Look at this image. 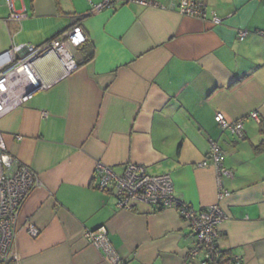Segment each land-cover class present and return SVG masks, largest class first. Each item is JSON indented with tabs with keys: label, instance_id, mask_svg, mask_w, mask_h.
Returning <instances> with one entry per match:
<instances>
[{
	"label": "crops",
	"instance_id": "1",
	"mask_svg": "<svg viewBox=\"0 0 264 264\" xmlns=\"http://www.w3.org/2000/svg\"><path fill=\"white\" fill-rule=\"evenodd\" d=\"M99 1L12 0L27 12L19 22L0 0V55L76 25L87 35L75 50L77 70L64 76L56 54L38 60L35 71L50 86L0 119L7 152L42 181L21 208L13 258L113 264L85 237L106 226L124 264H200L189 259L197 239L176 209H123L112 188L98 187L103 162L118 173L139 163L170 174L176 198L197 210L220 203V248L264 264V151L254 148L264 142V0H206V19L136 3L94 11ZM239 30H248L244 39ZM253 111L262 124L245 119L242 137L215 120L217 112L237 121ZM212 142L231 172L222 175L230 195L221 200ZM30 223L41 229L36 238Z\"/></svg>",
	"mask_w": 264,
	"mask_h": 264
},
{
	"label": "built area",
	"instance_id": "2",
	"mask_svg": "<svg viewBox=\"0 0 264 264\" xmlns=\"http://www.w3.org/2000/svg\"><path fill=\"white\" fill-rule=\"evenodd\" d=\"M115 2L136 3L143 6L173 8L182 15L206 19L209 16L206 0H173L170 4L158 0H100L91 2L94 11L111 8ZM10 18L21 22L27 17L26 9L15 10L12 0ZM213 14V21L221 19ZM248 30H239V37L244 39ZM87 41V35L81 25L65 31L60 37L41 45L30 43H13L11 48L0 55V119L12 110L29 102L35 94L50 86L35 71V63L50 55L56 54L64 69V76L77 70L81 64L75 50ZM251 117L258 123L261 117L253 111L237 121H229L222 112H217L215 120L224 130L242 137L244 120ZM208 156L218 172V197L223 199L230 195L222 182V175H230V170L221 163V149L217 142H212ZM204 161L201 166H209ZM98 187L103 190L113 189L120 208L131 210L135 203H142L157 209H176L190 226L196 236V244L189 252V259L200 258V264H244L242 259L232 253L223 254L218 245L219 226L226 218L220 203L197 210L191 205L179 201L175 196V185L170 174H152L147 167L139 163H128L122 173L112 166L98 162L95 170ZM42 184L40 176L28 165L19 162L7 152L4 136L0 130V262H6L13 254L17 236V223L20 211L32 193ZM28 233L36 238L41 229L30 223ZM85 237L97 248L102 249L113 264H124L116 251L106 226L85 232Z\"/></svg>",
	"mask_w": 264,
	"mask_h": 264
},
{
	"label": "trees",
	"instance_id": "3",
	"mask_svg": "<svg viewBox=\"0 0 264 264\" xmlns=\"http://www.w3.org/2000/svg\"><path fill=\"white\" fill-rule=\"evenodd\" d=\"M84 18V16L82 17V18H80L78 21H80V20H82ZM77 21V22H78ZM251 113V112H250ZM249 113V114H250ZM259 113V112H258ZM245 116H248V114L247 115H245ZM247 118H251V117H247ZM247 118H245V119H247ZM245 121V120H244ZM260 124H262V121L260 122ZM233 134V133H232ZM255 151L256 152H261V151H264V142H261V143H259L258 145H256L255 147ZM219 245V244H218ZM220 247V246H219ZM222 249V248H221ZM222 252H223V254H226V253H230L229 251H227V250H223L222 249ZM0 264H17V262H16V260L13 258V257H11L9 260H7L6 262H0Z\"/></svg>",
	"mask_w": 264,
	"mask_h": 264
}]
</instances>
